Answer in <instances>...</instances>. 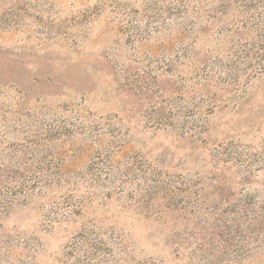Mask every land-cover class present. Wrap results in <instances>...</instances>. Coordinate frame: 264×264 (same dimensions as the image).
<instances>
[{"label": "rangeland", "instance_id": "374dc122", "mask_svg": "<svg viewBox=\"0 0 264 264\" xmlns=\"http://www.w3.org/2000/svg\"><path fill=\"white\" fill-rule=\"evenodd\" d=\"M25 1L27 15L19 13L15 24L7 11L9 6L0 1V82L6 89L17 84L24 95L19 113L14 112L19 98L15 93L0 95V104L13 108L5 124L12 126L18 119L43 124L72 121L75 114L71 110L78 106L99 123L118 116L140 156L176 182L180 178L201 181L192 191L198 189L200 197L185 199L195 202L190 205L193 207L173 219L164 210L167 201H154L150 212L136 207L137 189L143 186L140 178L123 187L106 183L96 190L92 201H87L80 215L61 222L63 211L59 208L65 202L48 194L14 207L0 219V264H89L74 249L81 234L90 238L97 250L91 264H202L201 254L192 255L200 242L197 234L207 226L210 235L211 223L220 217L224 221L220 233L231 232L229 250L260 247L249 257L232 263L264 264V228L260 231L253 222L249 232L240 234L235 223L228 221L242 222L239 213L235 216L231 212L238 211L239 206L249 209L250 218L252 212L264 209V78L253 79L244 87V95L240 93L242 85L235 95L226 88L210 89L220 95V109L211 114L201 110L194 118L198 119L197 125L201 121L205 124L203 134L181 140L166 132H154L138 115L145 108L143 104L117 87L123 82L122 70L162 74L159 45L168 33L155 32L161 24L159 18L151 19V11L163 9L168 0ZM149 15L151 18L146 17ZM135 33H141L149 45L154 44L146 45L154 50V57H145L147 48L135 44L140 39ZM210 34L211 29L198 34L194 44L198 60L209 55L224 57L222 51H216ZM188 64L180 68L178 75L189 74ZM165 79L175 77L162 74L158 79L167 90V99L183 106L189 104L194 90L183 91L180 100L176 88L172 93ZM131 105L135 113L129 112ZM181 120L191 119L185 115ZM5 132L10 142L15 135L7 129ZM121 165L123 169L125 165ZM118 175L114 174L116 178ZM104 192L113 193L105 198ZM187 196L184 194V198ZM54 203H60L58 210ZM182 204L179 206L187 203ZM217 238L215 245L221 243Z\"/></svg>", "mask_w": 264, "mask_h": 264}, {"label": "trees", "instance_id": "16d2710c", "mask_svg": "<svg viewBox=\"0 0 264 264\" xmlns=\"http://www.w3.org/2000/svg\"><path fill=\"white\" fill-rule=\"evenodd\" d=\"M0 1L9 6L7 11L14 18V24L19 13L27 15L25 0ZM165 5L163 9L151 11L153 18L150 15L146 17L159 18L161 25L154 28L155 32L168 33L159 45L162 49L159 62L164 65L163 76H174L175 79H165V84L173 89L172 93L177 90L180 100L183 91L194 90L190 103L183 106L167 99V90L158 80L162 74H147L137 69L122 70L123 82L117 88L127 97L131 96L137 103L143 104L145 108L139 110L138 115L154 132H166L186 140L206 131L205 124H201V121L197 125L198 119H194L202 113L201 110L211 114L220 109V95L217 96L218 92H211L210 89L226 88L235 95L242 85L240 93L244 95V87L253 79L264 78V0H168ZM132 29L139 32L136 26ZM210 29L213 31L210 35L216 42V51H222L224 57L209 55L198 60L194 44L199 38L198 34ZM135 34L140 38L135 44L147 48L149 44L141 33ZM144 53L146 58L155 55L154 50L149 48ZM185 64L189 66V74L178 75ZM5 87V83L0 82V95L15 93L19 98L14 104V112H21L22 91L14 83L8 89ZM132 107L130 113L134 112ZM11 109L9 104H0V219L7 217L16 206L54 194L56 199L65 202L61 208L60 203H54L56 210L59 208L60 212L63 211L60 220L64 222L69 217L80 215L87 201L96 197L94 193L99 187H105L106 183L123 187L138 178L143 181V186L137 189L138 198L134 202L139 210L145 209V212L151 211L154 201H167L164 210L176 219L180 215L184 216V211L195 203L189 200L184 202L185 199L191 195L200 197L198 189L192 191L201 181L180 178L176 182L173 176L163 175L157 165L140 156L134 150L118 116L99 123L92 119L84 107L78 106L71 110L75 114L72 121L55 120L54 123L43 124L18 119L12 126H7L6 115L13 113ZM185 115L191 120L179 121ZM6 129L15 135L10 142L6 138ZM120 162L125 165L123 169ZM116 172L119 173L118 178L114 176ZM136 172H140V175H136ZM80 189H83L81 193ZM111 193L104 192L103 196L107 198ZM117 193H120V189ZM184 194L188 196L184 198ZM128 197L133 198L135 195L128 194ZM175 198H178L177 202L173 201ZM181 203L187 204L180 207ZM248 211L245 206H239L238 211H231L234 215L239 213L243 219L242 222L228 220L229 223H235L236 232L240 234L249 232L253 222H256L255 227L260 231L264 228V209L250 212L253 218L248 217ZM185 217L189 216L185 214ZM221 222L224 221L220 217L217 222L211 223L210 235H207V226L199 229L197 235L200 242L195 245L192 255L197 257V253L201 254L202 264H234L233 261H242L260 249L229 250L227 243L231 232L221 234ZM216 237L221 243L215 245ZM74 249L85 263L91 264L97 256L92 240L82 234Z\"/></svg>", "mask_w": 264, "mask_h": 264}]
</instances>
